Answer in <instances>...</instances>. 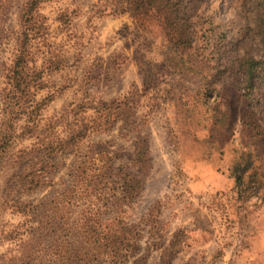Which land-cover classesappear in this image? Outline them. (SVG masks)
<instances>
[{
  "label": "rangeland",
  "instance_id": "374dc122",
  "mask_svg": "<svg viewBox=\"0 0 264 264\" xmlns=\"http://www.w3.org/2000/svg\"><path fill=\"white\" fill-rule=\"evenodd\" d=\"M160 1L183 27L131 0H0V253L18 201L51 199L54 247L88 240L90 264L253 260L264 0Z\"/></svg>",
  "mask_w": 264,
  "mask_h": 264
},
{
  "label": "trees",
  "instance_id": "16d2710c",
  "mask_svg": "<svg viewBox=\"0 0 264 264\" xmlns=\"http://www.w3.org/2000/svg\"><path fill=\"white\" fill-rule=\"evenodd\" d=\"M137 9H151L165 14L166 21L171 25L183 27L181 23H175L174 14L177 9L174 5H164L162 9L160 0H131ZM262 61L255 58L247 61L245 76L249 82V87L255 78L262 75L264 67H260ZM23 214L27 219L26 223L21 225L16 231H11L8 240L13 244L14 248L6 252L0 253V264H90L89 254L81 252V248H87V242L84 239H74L67 233L66 240L63 242L69 243L65 246L64 255L58 253L56 246H61L62 243H57V222L54 218L55 204L54 200L50 199L45 202V210L41 211L44 203L39 201L37 204L19 200ZM21 202V203H20ZM20 208V209H21ZM55 242V243H54ZM126 242H130L127 240ZM130 245V243H128ZM72 245H74L72 247ZM49 248V252L45 250Z\"/></svg>",
  "mask_w": 264,
  "mask_h": 264
},
{
  "label": "crops",
  "instance_id": "0c3cea01",
  "mask_svg": "<svg viewBox=\"0 0 264 264\" xmlns=\"http://www.w3.org/2000/svg\"><path fill=\"white\" fill-rule=\"evenodd\" d=\"M252 243L253 248L251 247V249L246 250L244 256L247 257L249 255L253 257V260H250L249 264H264V232H260Z\"/></svg>",
  "mask_w": 264,
  "mask_h": 264
}]
</instances>
